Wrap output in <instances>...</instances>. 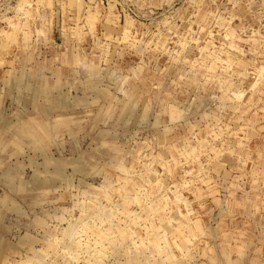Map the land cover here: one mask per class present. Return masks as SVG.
Returning <instances> with one entry per match:
<instances>
[{"label":"clouds","instance_id":"1","mask_svg":"<svg viewBox=\"0 0 264 264\" xmlns=\"http://www.w3.org/2000/svg\"><path fill=\"white\" fill-rule=\"evenodd\" d=\"M0 264H264V0H0Z\"/></svg>","mask_w":264,"mask_h":264}]
</instances>
